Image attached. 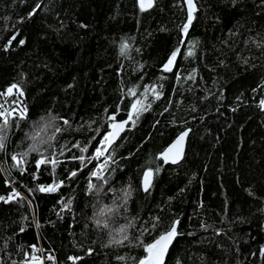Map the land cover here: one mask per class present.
Here are the masks:
<instances>
[{
	"label": "trees",
	"instance_id": "1",
	"mask_svg": "<svg viewBox=\"0 0 264 264\" xmlns=\"http://www.w3.org/2000/svg\"><path fill=\"white\" fill-rule=\"evenodd\" d=\"M194 2L0 0V264H138L177 220L166 264H264V0Z\"/></svg>",
	"mask_w": 264,
	"mask_h": 264
},
{
	"label": "snow or ice",
	"instance_id": "2",
	"mask_svg": "<svg viewBox=\"0 0 264 264\" xmlns=\"http://www.w3.org/2000/svg\"><path fill=\"white\" fill-rule=\"evenodd\" d=\"M141 3V9L144 10L145 7H151L152 5V0H140ZM189 5H192V0H188ZM190 22V21H189ZM184 31H187V25L185 26ZM12 39H15V37H13ZM24 41L21 40L20 43L22 44ZM178 51V50H177ZM189 55H192L191 52H189ZM176 58V52L173 53L172 57L170 58V60L168 61V64L165 65V71H171V65L173 64V62L175 61ZM18 86L17 85H12L9 89H8V93L11 94L13 89H16ZM153 91H155L153 89ZM132 95H135V92L132 93ZM158 98V97H157ZM262 104H264V101L261 102ZM3 106L0 105V108H2ZM131 113L129 114V120H132V114H138L139 112L143 111V107H142V101L141 100H137L135 103H133L131 105ZM8 115L9 113H7V111H0V117H3V123L0 124V150H3L4 148V142L6 140V131L8 129ZM23 113L20 114L21 118H23ZM112 120H115V116L111 117ZM53 120H55V118H53ZM65 124L68 123V121H64ZM128 123V121H123L119 124H113L112 128H113V132L109 133L108 136L105 137V141L106 142H110V139H115V137L118 135L119 130H123L124 126ZM134 123V121H133ZM45 127H47V125H45ZM56 131L59 132L60 129L56 128ZM37 136L32 137V139H37ZM187 136V132L183 133L178 139L177 141L167 150L166 153H164L165 159L167 160V155L168 153L172 152L173 149H177V155L180 154V151H182V143L184 140V137ZM180 146V147H178ZM32 151H39V148L34 144L32 149ZM98 154L99 150H98ZM24 156L27 155V153L23 154ZM13 160L17 161V164H20V160L16 157L13 156L12 157ZM45 161L43 159L38 160L37 161V166H39V164L44 163ZM53 164H55V161H51ZM173 163L176 162L175 159H173L172 161ZM74 175V173H73ZM152 173L151 171H148L145 173V191H147V188L149 186L150 183V177H151ZM41 191H45L46 189L41 186L40 187ZM48 191H53L55 190L54 188H48ZM18 195V194H17ZM129 193H125V196H128ZM5 199L4 197H0V200ZM109 211H113L112 209H109ZM106 214V213H103ZM179 223V221H174L173 224L171 225L170 229L164 233H162L158 239L154 240V242L147 244L145 246V251L148 253L147 256H145L143 259H141L139 261V264H164V257L167 253V250L170 246V244L172 243V241L175 239V237L178 235L177 232V228L176 225ZM107 226V225H105ZM48 259H52L51 256L48 257ZM72 259H76V258H72ZM33 260H39L38 257H33Z\"/></svg>",
	"mask_w": 264,
	"mask_h": 264
},
{
	"label": "water",
	"instance_id": "3",
	"mask_svg": "<svg viewBox=\"0 0 264 264\" xmlns=\"http://www.w3.org/2000/svg\"><path fill=\"white\" fill-rule=\"evenodd\" d=\"M153 2H154V0H152V4H153ZM184 2H185V5H186V8H187V13H188V25H191L192 24V13H193V11L195 10V2H194V0H192V5H189V3H188V0H184ZM152 6V5H151ZM148 8H150V7H145V9H148ZM190 21V22H189ZM123 121H128V123L124 126V128H123V130H119V132H118V135L115 137V139H111V138H109L110 139V142H106V150H109L112 146H114L119 140H120V138L123 136V134L131 127V124H132V122L134 121V117H133V114H132V120H129V116L127 117V118H125V119H122V120H116L114 123L115 124H119V123H121V122H123ZM113 123V124H114ZM112 124V125H113ZM114 130H113V128H112V126H111V129H110V131H109V133H111V132H113ZM191 131H192V129L191 128H186V129H184L182 132H180L178 135H177V137L162 151V152H160L159 154H158V157L163 161V163L165 164V165H168V164H170V165H178V164H180L182 161H183V159H184V157H185V154H186V150H187V145H188V140H189V137H190V134H191ZM185 132H187V136H185L184 137V140H183V143H182V151H180V154L179 155H177V149H173V151L172 152H170V153H168V155H167V160L165 159V156H164V153H166L167 152V150L177 141V139L183 134V133H185ZM108 133V134H109ZM108 134H107V136H108ZM178 147H180V146H178ZM173 159H175L176 160V162L175 163H173L172 161H173ZM148 172V171H147ZM152 173V172H151ZM151 182H152V175H151V177H150V183H149V186H148V188H147V190L149 189V187H150V185H151ZM143 184H144V189H145V175H144V181H143ZM178 221V220H177ZM178 225H179V223L176 225V228H177V232H178ZM177 237H178V235L175 237V239L172 241V243L170 244V246H169V248H168V250H167V253H166V255H165V257H164V264H166V262H167V259H168V256H169V253H170V251H171V249H172V247H173V245H174V243H175V241H176V239H177ZM159 238V237H158ZM157 238V239H158ZM148 255V254H147ZM139 264V263H138Z\"/></svg>",
	"mask_w": 264,
	"mask_h": 264
},
{
	"label": "rangeland",
	"instance_id": "4",
	"mask_svg": "<svg viewBox=\"0 0 264 264\" xmlns=\"http://www.w3.org/2000/svg\"><path fill=\"white\" fill-rule=\"evenodd\" d=\"M174 63V62H173ZM173 65V64H172ZM172 65H171V67H172ZM15 89H13V91H12V93L11 94H9L8 92L4 95V100H5V102L4 101H1L0 100V105H2L3 107L2 108H0V111H7V113H9V115L11 114H13L17 109H19L18 108V106H17V104L19 103L17 100H15V101H13L11 104H8V105H6L8 102H7V98L10 96V95H12L13 93H15ZM262 106H263V108H264V104H262ZM17 107V108H16ZM8 115V116H9ZM134 115H139V114H133V116ZM139 117H137V118H135V120H134V123L133 124H136L138 121H139V119H138ZM0 120H3V117H0ZM99 153H101L102 154V151L101 150H99ZM101 154H98V151H97V156L99 157ZM42 262L40 261V260H35L34 262H32V263H30V264H41Z\"/></svg>",
	"mask_w": 264,
	"mask_h": 264
}]
</instances>
